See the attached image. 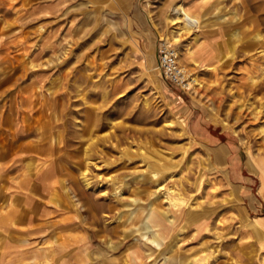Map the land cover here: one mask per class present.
Wrapping results in <instances>:
<instances>
[{"label":"rangeland","instance_id":"obj_1","mask_svg":"<svg viewBox=\"0 0 264 264\" xmlns=\"http://www.w3.org/2000/svg\"><path fill=\"white\" fill-rule=\"evenodd\" d=\"M17 4L0 21V264H264V0Z\"/></svg>","mask_w":264,"mask_h":264},{"label":"crops","instance_id":"obj_2","mask_svg":"<svg viewBox=\"0 0 264 264\" xmlns=\"http://www.w3.org/2000/svg\"><path fill=\"white\" fill-rule=\"evenodd\" d=\"M29 1V4H31V9L33 10H38V0H27ZM12 2H18L20 4L17 5H22V3L24 2V0H12ZM8 11V0H0V21L1 19H5L6 18V14ZM194 127V132L196 135L198 136H208L211 137L210 134L208 133L207 128L205 127L204 122L201 119H197ZM221 133V131H220ZM214 137V136H212ZM214 140H216L214 138ZM226 144L223 143H219L217 146L219 148L218 150V154L222 155L224 153V146ZM235 160V162H237L236 164V169L233 166V161ZM230 177L232 176V179L234 180V182L236 184H239L241 186H245L244 183H248L253 181V177L252 174H254L250 168L248 167V165H244V168H242L241 164H240V160L238 157H234V158H230ZM246 187V186H245ZM249 189V188H248Z\"/></svg>","mask_w":264,"mask_h":264},{"label":"built area","instance_id":"obj_3","mask_svg":"<svg viewBox=\"0 0 264 264\" xmlns=\"http://www.w3.org/2000/svg\"><path fill=\"white\" fill-rule=\"evenodd\" d=\"M159 65L167 81L183 89L189 88L191 82L186 69L179 62V56L175 48L164 45L160 49Z\"/></svg>","mask_w":264,"mask_h":264},{"label":"bare ground","instance_id":"obj_4","mask_svg":"<svg viewBox=\"0 0 264 264\" xmlns=\"http://www.w3.org/2000/svg\"><path fill=\"white\" fill-rule=\"evenodd\" d=\"M180 11H184L183 8H181ZM184 23H185L184 28L189 29L190 27H193L198 23V18L185 11ZM87 184L89 185L88 181H87ZM146 229H149V226ZM154 240L159 244V241L156 240V238Z\"/></svg>","mask_w":264,"mask_h":264}]
</instances>
